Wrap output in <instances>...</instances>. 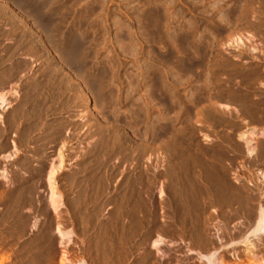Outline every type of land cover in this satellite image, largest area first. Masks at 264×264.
Instances as JSON below:
<instances>
[{
	"label": "rangeland",
	"instance_id": "374dc122",
	"mask_svg": "<svg viewBox=\"0 0 264 264\" xmlns=\"http://www.w3.org/2000/svg\"><path fill=\"white\" fill-rule=\"evenodd\" d=\"M51 1L52 2L50 4L51 5L50 8L54 12L53 21H55V23L60 27L61 29L60 32L58 33L52 32L53 34L49 33L50 34L49 35L45 32H41L38 29H34V30L32 29V31H30L31 34L28 36L30 37V39L34 38L33 40L35 42L31 41L28 37L27 40L30 41H28L27 48L30 49L31 47V51L32 52L34 51L33 53L35 56L34 55L28 56L27 51H25L27 50L25 46L24 47L25 49L19 47L20 49L19 52L21 54L23 53L22 54L23 56L20 57L22 59L25 57L26 60H28V62L30 63V68H32L30 72L31 75L40 76V73L43 70L45 71V67L47 66V63L49 61L52 62L51 67L54 66L60 67L61 69L60 70L61 72H59L60 77L63 76L62 78L64 81L66 79V82L68 84L77 87L79 86L86 87V84L84 83L86 82L85 79L80 75H78L79 72L77 68L79 66L82 69L83 73L86 72L87 73L86 76L89 77L90 75L94 74L95 72L97 73L98 71L100 73L98 76L100 77L97 79V84L102 86L99 88H103V85H105L103 92L106 93V95L109 94L110 92H114V94H117L115 96H118L119 100H121L120 102L122 104L119 102L120 104L118 107L120 108L118 109L119 112L118 110L116 111L119 113V114L117 113V116L119 117L118 119H120L122 116L120 121L122 124L118 121L115 123V121L112 119L114 118L113 116L115 115L114 113L110 112L111 111L110 109L112 107L109 106L111 104L108 102H110L111 99L109 100V97L105 98L104 104L106 106L105 105L100 106L95 103V97L97 96V94H95L94 88L86 87L84 93L88 94L90 97L84 95L80 99L81 101H79L78 105L82 104V106L76 105L73 99L74 97L73 91L69 92L70 89L67 90V93L62 97L58 96L59 97L58 98L57 96H54V100L57 97L58 99L57 98L56 99L59 101L57 100L53 102L49 101L50 104L53 103L54 105L53 107L56 108L54 109L55 112L53 110V113L47 119V122L52 124L53 126L58 125L55 127H59L58 122H62V123L64 122L63 130L60 135L58 134L57 140L54 139L55 140L54 141L51 139L50 141H47L45 144L43 142L44 139L40 137L41 134L38 133L34 136V140H35L34 142L32 141L29 144L20 145L22 147L18 146L20 151H16L15 149L14 151L15 154H14L12 152L13 150H11L14 149L13 146H11L13 144V142L11 141L18 142L20 140L18 134L13 130L11 132L9 131L8 133L4 134V137L0 136V140L2 137L3 139H5V141L8 142L9 145L6 148H2L1 146L2 141L0 142L1 144L0 155L2 157V158L0 157V188H1L0 189V198H1L0 199V218H1L0 259L6 258L4 264H67V263H61L62 262L61 258L63 257L62 255L64 251H67L68 258L73 263H77L78 261L83 259L86 262H88V264H96V262L97 264H112L113 262H114L113 264L115 263L119 264L120 262H121L120 264H123L122 263L123 261L125 264H128V262H130L129 264H131L132 262H134L133 257L137 255L136 252L137 250L139 251L140 248L141 249L143 248L142 249L143 251H151L153 253L155 252V250L151 249V247L148 246V244H150L152 239H155L157 237L158 233L155 230L158 231L161 230L160 225L161 226L166 225L167 222H169L167 223L169 225L172 224L174 221H175L174 223L177 224L176 218H178L180 215L178 213L176 214L174 210L175 208H177L179 205L182 204L180 202L181 199L180 197L182 196V199L185 198L186 200V198H188L187 196H189V192L186 191L181 196H179L180 195L179 193L175 194V188L173 183H171L167 179L169 175L167 174L168 172L166 171L167 170L166 167L169 168L170 162L169 160L167 161L168 156L166 151L163 149H165L167 145L168 136L162 134L159 140L156 141V143L154 144L156 147L155 149L156 152H155L151 149V146L154 145L150 143L151 140L149 133L150 131L148 130V126H149L148 121H144L141 122L140 124H137L139 128L136 127L134 129L135 131L133 129L131 130L130 127L128 129V127L126 126L129 124L128 121L130 120V118L128 120V117H130V115H128L129 112L128 110L130 108L134 110L139 107L144 108L148 103L147 101H149L147 96L148 91L146 90L149 89L150 86L149 84H151L149 80V73L152 70L156 68H159V70L161 69V72L164 75L166 74L167 87H169V89L170 88L173 89L174 87L173 85L175 84L174 82L177 81L176 80L177 68L175 66L176 65L175 62L173 61L177 57H179L180 54H181L180 57L184 55L182 49L177 48L176 40L178 38H183V37H184L183 39L187 38L188 42L194 45L204 44L205 46H209V45L212 46L213 44V47L209 49H211L212 51V49L214 48L212 51V55H213V59L215 60L214 61L212 59L213 62L212 72H214L211 83L212 85H210L212 91L211 90L207 91L208 88L203 85L205 87V89L203 87L204 93L205 91H207V94L212 92L211 93L213 96L212 99L209 98L208 100L205 98L202 100V102H200L201 104L200 103L197 104L198 106L196 105L194 106L192 105V103L189 102L187 103L189 104L188 107L189 106H190L189 108L192 107L191 109L193 111L197 112L200 110V108H204L205 110L204 112H211L213 113L212 114L213 116L210 119H207L205 116L200 115L201 113L199 114L197 113L193 116V118L190 121L191 125H193L192 128L194 129L193 137L192 135H189L186 131L178 130L180 132L177 133L178 134L177 137L178 139H180L179 145L181 149H186L187 151L188 147H190V144H193V147H195L198 150L211 149L210 153L211 155H213L212 157L213 160L211 158L210 159L211 161H209L210 163H206L207 166L205 165L208 168L209 176L211 177L213 175L212 177L214 178V180L218 183L221 182V184L223 185H225V183L227 182L225 185L227 186L226 191L229 192L227 193L225 191L227 194L235 195L237 192L241 193L242 191V193L250 194L252 196L251 197L248 195L253 200V203L257 204L258 202H261V204L264 205V184L260 177L261 172L264 171V158L261 157L262 156L261 150L264 149L263 148L264 134L263 136L260 137L257 135L260 134L261 132L264 133V124L257 120H252L250 117H246L244 115H243L244 117L241 116V118L240 117L236 118L240 106L234 101H228L222 95L224 91H226L225 88H227V90L229 91L233 89V86L241 87V89L243 88L242 91H245L244 87L247 86L246 84L250 82L252 83V81L254 80L255 82L257 81L256 83L253 82V84L255 83L254 86L256 87V90H258L257 94L264 93V31H263L264 21L263 20H261V22L259 23V21H257L258 19L255 18L256 20L255 21L254 18L253 19L251 18L252 19L251 20L248 17V19L243 20V23L239 21V22H234L233 25L227 24V22L224 21V19L221 17V10L222 9L224 10L227 7H229L227 9L235 8L237 6L236 5L237 2L238 1L241 2V0H156V1L155 0H51ZM242 1L246 2L247 0H242ZM259 1L260 4H262L261 2H264V0L263 1L258 0V2ZM249 2L252 3V1L251 0L247 1L246 4L248 6L250 4ZM33 4L34 2L31 3L32 6L23 7L22 8L23 13L25 14L26 12H29L27 14L33 15L34 12L31 11V9L35 8L36 6V4H34L35 6ZM252 4L253 5L255 4V7L257 6V8L262 6L259 3H257V1L256 3L253 2ZM36 8H38V6H36ZM156 11L160 12L161 15H163L164 13L163 16L164 25L161 24L159 25V27L155 26V23L151 15L153 12ZM248 20H251L250 23H248L249 22ZM154 29L158 30V32ZM215 29H217V31ZM19 32L21 33L22 31ZM19 32H18L19 36L22 37L19 38L18 34L16 33L15 38L17 40L18 38L20 40L26 37V35H24L23 32L22 35H20ZM159 32L161 33L159 35L161 38L159 39H162L161 40L162 42L157 38ZM72 36H76L82 42V47L74 55L73 57L74 60L72 59L73 63L69 61V59L66 57V54L65 56H63L64 52L61 53V50L58 49L59 46L57 45L58 43L63 42V47L60 48L62 50L65 49L64 43L67 40H69ZM237 37L239 39L241 38L240 39L241 42L238 41L237 44L238 47L235 42ZM8 40L10 39L3 40L5 46L8 43L7 47L11 46L10 44L11 41ZM33 42L35 44H33ZM210 42L211 44H209ZM242 42L244 43L242 44ZM31 44L33 45V47ZM15 45L17 44L15 43ZM243 48L247 50H244ZM34 49L36 50V52H38L37 54L35 53ZM179 52H182L183 54ZM188 54L191 55L189 52ZM194 55L192 54L191 56L193 57L198 56L197 53H194ZM156 56L157 58L160 59L159 62L157 58L155 59ZM162 60L164 61L167 60V62H164L167 64L163 63V65L165 66L161 65L159 67L158 65L162 63ZM168 60L170 61L169 63ZM154 65H156V67ZM24 74L25 73L23 72L19 75L22 76L20 82H18L17 79L16 84H12V85L9 84L8 86L5 87L6 89L5 88L3 89V92L5 91L8 93V97L14 93L12 98L9 97V100L11 102H14V104L16 103L19 104L21 102V98H22L21 95L24 92L22 85L25 82L24 79H26V76ZM258 75H260L262 78L258 77ZM214 79L216 80L214 81ZM246 79L248 80V82ZM68 81H71L72 83ZM197 85H199V83H195V82L192 83L191 81H187V83H184L182 86H180V92L182 94V97L188 98L190 94L189 91L194 90L193 88H196ZM105 90H107V92H105ZM59 91L62 90L60 89ZM56 92L58 91L56 90ZM160 94H161L160 95L161 98L168 97V94L166 92L165 93L160 92ZM254 97L255 98L253 99L257 100L259 96L258 97L254 96ZM61 99H62V103L65 102L64 105L66 106V108L64 109V111H61L62 113L59 114L56 112H60L61 110L59 104L61 103L60 102ZM55 102L57 105L55 104ZM226 105L228 107H226ZM151 106L152 109L154 108L153 111L155 115L153 116L155 117L157 115L158 117L159 114V117L161 118L162 116L163 118V115L161 114L162 105L158 103L157 104L151 103ZM14 107L16 108V106ZM102 107L105 108L103 109ZM11 112H12V108H9L4 112L3 109H0V114L2 115V113H5L4 116L10 115ZM106 113H109L112 116L111 117L109 115V117H111L109 122L107 121L105 122L104 120V116L108 115ZM222 114L223 116H221ZM173 116L174 113H171L168 120L161 118L160 121V118L156 119L160 121L157 122L158 126L169 125L171 127L177 126L176 128L179 127L178 129H182L181 126L186 124V122L184 124H182V122H180L179 120L173 122ZM123 118L124 119L127 118L126 119L127 121L126 120L124 121ZM243 118L245 119L243 120ZM213 119L215 121H212ZM122 120L125 123L122 122ZM207 121H209V123ZM228 121L230 122L231 125L229 124ZM236 121L238 124L239 123L240 124L238 125ZM100 124H108V125L112 124L113 127L110 126L112 127L111 130L114 131L118 130L121 133V135L124 137V140L126 141V145H128L127 147L126 145L122 144L123 149L120 148L119 146L122 152L116 154L115 156L118 155L117 157L114 156L113 158L112 156L111 159H109L111 161L109 163L111 165V166L109 165L111 169L99 167L96 162L97 160L96 146L98 145L100 139V137L97 134V131L99 129ZM0 128H1V123H0ZM196 129L198 130L196 131ZM250 132L256 133L257 135L256 137H254L256 138L255 140L257 143L255 144L256 149L254 152L255 154L253 155H248L247 150L244 147L245 145L241 140V138L239 137V135L242 133L249 134ZM2 133L3 130L0 129V135H2ZM188 138H191L194 141L190 139L191 140L190 142ZM226 138L227 141L229 142V146L224 145L225 147L224 146L222 147L220 144L221 142L220 139L222 140ZM36 140H41V144L37 145ZM187 142H189L190 144L189 143L187 144ZM181 143L184 146L187 145L186 146L187 148L182 146ZM160 146L162 147L161 149ZM127 148L128 151L126 150L125 152L124 149ZM228 150L230 151L228 152ZM10 152L14 154L13 157L15 158L12 161L5 160L3 155L8 154L7 157L5 158L9 159L10 156L13 155ZM123 152L125 154H128L129 157L128 155H125ZM181 153H183V151H181ZM123 155H125V157L127 156L128 158L127 157L126 158L128 160L127 159L125 160ZM59 156L62 157L61 159H63V166H64L63 171L58 176L59 177L58 189L62 194L63 206L57 213L49 207L48 198H47L48 194H46L48 192L46 171L50 164L51 165L57 164L59 162L60 160ZM25 157L26 159L30 158L29 166L32 172V177L30 181L32 182L29 183L30 185L32 183L33 186L32 185H31L32 187L30 186V189L32 190L30 191L31 197H29L30 200L28 202L29 205L28 206L25 205L26 208L24 206L21 209L19 205L14 204V199H15L14 197H16L15 193L17 191L15 189V186L12 187L13 183L9 181L10 184L12 183L10 186V184L3 179L1 175V171L4 170V166L6 165L5 170L12 172L11 173L12 178L11 177L10 178L13 181L17 182L16 180L17 174L20 172L18 168L22 166V163L25 161ZM184 157L181 158V160L183 159L182 161L180 160L181 162L179 161L181 163L178 166L179 168L182 167L185 168V165H187L186 163H188L187 162L188 158L186 157V155ZM93 160H95V162ZM185 161L186 163H184ZM3 164L5 165L2 166ZM206 167H204V170ZM100 168H102L103 171L100 170ZM17 169L18 171H16ZM14 170L17 172V174ZM213 170L217 171L216 173L218 174L216 175L215 171ZM218 171L221 172V175L219 174ZM110 172L111 173L113 172L112 175L114 177L110 175ZM211 172H214L215 174ZM221 176L224 179H221ZM215 177L217 178V180L215 179ZM36 180L37 182H35ZM221 180H223V183ZM3 183L6 185L5 186L6 188L4 187ZM10 187L13 189H11ZM34 188H35V192H38L37 194L34 193ZM7 189H10V192H8L9 190ZM161 189L164 190L163 194H161L160 192ZM33 193L38 197L34 196ZM6 194L7 196H5ZM217 194L218 193L210 194L211 198L210 197L208 198V201H210V205L208 207V213H211L213 216H215V220L212 223L213 226L211 225V231L213 233H216V226L219 224V222L216 221L217 220L216 216L218 213L216 212L218 211L216 209L227 210L231 208V206H228V203H225V201H224L225 206L221 208L220 206L221 203L217 201L218 199L216 200V196L217 198L219 197V194L218 195ZM32 195L35 198H33ZM5 197H7L8 199H6ZM212 197H215L213 198L214 200L212 199ZM30 198H33V200ZM31 201L34 202L32 203ZM30 202L32 203V205H34L33 209L35 210L32 209L33 212L31 210V212L28 211L29 212L28 213L27 210L31 209L28 207L32 206ZM38 202L41 204H38ZM226 202L231 203L232 201L226 200ZM9 203L12 205H10ZM47 204L49 209H46ZM8 206L10 207L12 206V208L13 209L15 208L14 210L16 211H14L12 208L10 209V207ZM15 206H19V207H15ZM255 206L257 207V205ZM256 207H254V209ZM233 208L234 206H232V209ZM36 209H38L37 210L38 212L36 211ZM19 210H22V212L21 211L19 212ZM39 211L41 213H39ZM35 212L37 213V216L40 218L38 219V227L35 230H33L31 228L33 224L32 222L38 218ZM10 213L11 216L9 215ZM2 214H4V216L8 214V218H6L7 216L4 217ZM25 216L26 217L29 216V219L28 217L26 218ZM172 217L176 220L173 221V219H171ZM18 219H21L22 220L21 222L24 224L20 223V220L18 221ZM239 220L240 218H237L234 221H231L230 224L236 225L239 222ZM3 221L6 222L4 223ZM11 221L12 222L14 221L15 223H12ZM27 221L29 222V224ZM214 223L215 224L218 223V224L215 225ZM21 224L23 226H21ZM58 224H61L63 230L72 232L71 242H67V243L61 242V240L59 239L60 237L58 236L57 233H55ZM17 229L22 230V233L21 232L18 233ZM169 229L171 228H168V230ZM166 233H167V229H166ZM166 233L165 232L164 234L161 233V235L163 234L165 237L167 235ZM25 234L27 236L26 239H25ZM141 234L143 235L141 236ZM170 234L172 235V233ZM35 235H37V237ZM146 235L148 236L147 238L150 240V241L148 240L149 242L148 244L146 243L147 242ZM168 235L166 237L167 239L165 238L166 244L167 242L168 243L170 242L167 241L168 238L172 237ZM139 236H141V238ZM28 238L30 240H27ZM136 240L138 242L143 241L145 243L142 245L141 244L136 245L135 244V242H137ZM142 246L144 247L146 246V247L144 248ZM135 247H137V249ZM131 248L132 251L130 252L129 250H131ZM239 248L243 249L244 247L239 246ZM126 251H128L127 252L128 255ZM127 257L129 258V261L126 260L128 259ZM231 264H234L233 261H231ZM243 264H255V262L249 259H245Z\"/></svg>",
	"mask_w": 264,
	"mask_h": 264
},
{
	"label": "bare ground",
	"instance_id": "6f19581e",
	"mask_svg": "<svg viewBox=\"0 0 264 264\" xmlns=\"http://www.w3.org/2000/svg\"><path fill=\"white\" fill-rule=\"evenodd\" d=\"M156 1V0H155ZM248 1V0H247ZM247 1H238L237 2V6L235 8H230L227 9L229 7H225L226 9H222L221 7V17L224 19V21L227 22V24H234V22H239L241 21V23H243V20L248 19H253L255 20L258 19L257 21H259V23L261 22V20L264 21V2H261L262 4H260V1L258 2V0H251L252 3H259L260 5H262L261 7L257 6L255 7V4L253 5L251 2H249V6L246 4ZM263 1V0H261ZM34 2V4H36V6H38V8H32L31 11L34 12V14H27L29 12H26L25 14L22 11L23 7H27V6H32L31 3ZM51 0H0V109H3V112L9 108H12V112L10 113V115L8 116H4L5 113H2V115L0 114V123H1V130H3L2 135L4 137V134L8 133L9 131H15L18 136L20 137V140L18 142H13V144L11 146H13L14 149L12 152L15 154V149L16 151H20L19 147L22 144H29L32 141L34 142V136L36 134H41L40 137L43 138V142L46 144L47 141L52 140H57L58 134L60 135L62 130H63V123L62 122H58L59 123V127H55L58 125H52L50 123L47 122V119L50 117V115L53 113V110L56 108H54L53 103L50 104L49 101L53 102L56 101L59 97L58 96H63L67 93V90L73 91L74 94V102L76 103V105H78L79 101H81L80 99L85 95L89 96L88 94L84 93L86 87L88 88H94V92L95 94H97V96L95 97V103L100 105V106H104L105 104V98L109 97V100L111 99L110 103L112 108L110 109L112 113H114L115 116H113L114 118H112L115 123L118 121H121V118L118 119L119 117L117 116V113L119 112L118 108L119 104L121 103L118 98V96H115L117 94H114V92H108L109 94L106 95V93H104V88L105 85H103V88H99L102 87L101 85L97 84V79L100 77L98 76L100 73L97 71V73L92 74L89 76H86V72L83 73L82 69L79 66L77 68L79 74L81 77H83L85 79L86 82H84L86 84L85 86H74L71 84H68L63 80V76L60 77V67H51L52 62L47 63V66L45 67V71L43 70L40 73V76H33L30 74L31 69L30 68V63L28 62V60H26V58L24 57L23 59L21 58L23 55V53L21 54L19 51V47L22 49L25 47L27 48L28 45V41H34V38H31L28 36L30 35V31H32V29H38L41 32H45L47 34H53L54 32H60V27L55 23V21H53V15L54 12L53 10H51ZM245 2V4H244ZM62 5V4H61ZM259 6V5H258ZM234 7V6H233ZM29 8V7H28ZM219 8V7H218ZM224 8V7H223ZM49 9V10H48ZM162 10V9H161ZM160 10V11H161ZM26 11V10H25ZM220 11V10H219ZM179 14V13H178ZM220 14V13H219ZM140 15V14H139ZM152 19L155 23L156 27H159V25L163 24L164 21V13L163 15L160 14V12H153L152 14ZM83 16V15H82ZM82 18V17H81ZM167 18V17H166ZM169 18V17H168ZM251 19V20H252ZM251 20H248L250 23ZM149 21V20H148ZM152 21V20H151ZM256 21V20H255ZM145 22V21H144ZM246 22V21H245ZM253 22V21H252ZM251 22V23H252ZM169 23V22H168ZM240 23V24H241ZM170 24V23H169ZM246 24V23H245ZM255 24V23H254ZM258 24V22H257ZM164 25V24H163ZM250 25V24H249ZM252 25V24H251ZM237 26V25H236ZM262 26V25H260ZM6 27V28H5ZM163 27V26H162ZM211 27V26H210ZM253 27V26H252ZM259 27V26H257ZM249 28V27H248ZM263 28V27H262ZM85 29V28H84ZM160 29V28H159ZM212 29V28H211ZM218 29V28H217ZM217 29H215L217 31ZM261 29V28H260ZM37 30V31H38ZM156 30V29H154ZM259 30V29H258ZM22 31L24 35H26L25 38H22L19 40L20 37L18 32ZM158 32V30H156ZM264 31V30H263ZM22 32L20 33V35H22ZM53 32V33H52ZM196 32V31H195ZM16 33L18 34L19 38L18 40L15 38ZM40 33V32H39ZM44 33V34H45ZM187 33V32H186ZM49 34V35H50ZM76 34V33H74ZM157 34V33H156ZM161 33L159 32V34L157 35L158 40H162L159 39L161 38L159 35ZM23 35V36H24ZM73 35V34H72ZM144 35V34H143ZM170 35V34H169ZM263 35V34H262ZM162 36V35H161ZM29 37L30 40H27ZM33 37V36H31ZM166 37V36H165ZM206 37V36H205ZM69 38V37H68ZM82 38V37H81ZM184 38V37H183ZM183 38H178L176 40L177 43V48L182 49V52H184V55L182 57L181 54L179 57H177L173 62H175V66L177 68V78H176V82H174L173 84V89H169V87H167L166 84V74L164 75L161 72V69L159 70V68L153 69L154 70H150L151 72L149 73V80L151 82V84H149V89L146 90L148 91V103L146 104V106L144 108L139 107L137 109H129L128 115H130V117H128V120L130 118V120L128 121V125L126 127L131 128V130L135 129L136 127L139 128V126H137V124H140L141 122L144 121H148L149 122V126H148V130L150 131V140L153 145L156 143L157 140H159V138L161 137L162 134L168 136V140H167V145L165 147L168 159L170 162L169 168L166 167V171L168 172L167 174L169 175V177L167 178L168 181H170L171 183H173L174 188H175V194L179 193L177 195L181 196L183 193H185L186 191L189 192V196H187L188 198H183L182 196L180 197V202L182 203L181 205H179L177 208H175V213L179 214L180 216L177 219L175 224L173 217L171 219H173V223L172 224H167L169 222L166 223V225L161 226L160 225V229L161 230H155L157 233V237L155 239H152V241L150 242V244H148V236L146 235L147 238V244L148 246L151 247V249H154L155 252H151V251H143L141 248L140 250L142 251H138L136 252L137 255H135L134 258V262H132L131 264H187L188 261H190V259L192 258V254H196V258L198 260H200L202 263L205 262V264H223V261L225 260V257L222 259L223 261H219V258L221 256L218 257V252L219 250L222 249V247L220 246H224L222 245H218L217 242L213 239L214 236H212L211 234V225L213 226V221L215 220V216H213L211 213H208V207L210 205V201H208V198L210 197V194H214V193H218L219 197L217 198L216 196V200L219 201L221 204V208L225 206V203H228V206H231V208L227 209V210H222V209H216L218 211L217 216H216V221L219 222V224H215L217 226H221L223 229L221 230L222 232L226 233L227 235H230L229 238L232 239L233 237H235L238 234H241L242 236L240 237V239H242L240 241V243H242L243 245H245L248 249V253L251 254V252L253 253V250L255 248L258 247V245L260 244V246L264 245V205L261 204V202H258L257 204L253 203V200L249 197L251 196L250 194H246V193H241L237 192L235 195H229L227 193L226 190V183L225 185L218 183L214 180V178L211 176H209V171L208 168L206 167L207 164L206 163H210L209 161H211L210 159L213 157V155H211L210 150H198L195 147H193V144H190L189 142H187V144H190V147H188L187 151L186 149H181L180 145H179V140L178 139V132L182 131H186L189 135H192L193 137V128L191 125V119L193 118V116L195 114H199L205 116L207 119L212 118V114L211 112H204V108H200L199 111H193L191 108L188 107L189 103H192V105H196L199 104L200 102H202L203 99H208L211 98L212 99V92L207 94V91H212L210 85H212V77H213V73L212 72V59H213V55H212V51L211 47L209 44H211V42L208 44L209 46H205L204 44H200V45H194L191 44L190 42H188V39H183ZM195 38V37H194ZM233 38V37H232ZM4 39H10L8 41H11L10 44L11 46L7 45L5 46V43H3ZM62 39V38H61ZM153 39V38H152ZM206 39V38H205ZM241 39V38H240ZM240 39L237 37L236 39V45L238 44V41H240ZM235 40V39H234ZM250 40V39H249ZM16 41V42H15ZM243 41V40H242ZM248 41V40H247ZM35 42V41H34ZM33 42V44H35ZM46 42V41H45ZM162 42V41H161ZM174 42V41H173ZM208 42V41H207ZM241 42V41H240ZM15 43L17 45H15ZM31 43V42H30ZM37 43V42H36ZM194 43V42H192ZM244 42H242L243 44ZM65 49H61L63 47V42L58 43L57 45L59 46V50H61V53L64 52V55L66 54V57L69 59L70 62L73 63V57L74 55L80 50V48L82 47V42L80 39H78L76 36H72L69 40H67L65 43ZM240 44V45H242ZM250 44V43H249ZM32 45V44H31ZM45 45V44H44ZM175 45V44H174ZM216 45V44H215ZM257 45V44H256ZM244 46V45H243ZM242 46V47H243ZM246 46V44H245ZM244 46V47H245ZM29 47V46H28ZM33 47V45H32ZM61 47V48H60ZM174 47V46H173ZM238 47V45H237ZM24 48V49H25ZM51 48V47H50ZM246 48V47H245ZM21 49V50H22ZM244 49V48H243ZM251 49V48H249ZM248 49V51H249ZM35 50V49H34ZM57 50V51H59ZM178 50V49H177ZM247 50V49H244ZM253 50V49H252ZM251 50V51H252ZM23 51V50H22ZM27 54L28 56H33L34 55V51H31V47L30 49L27 48ZM24 51V52H25ZM242 51V50H241ZM178 52V51H177ZM179 52V53H182ZM188 52L192 55H194V53H197L198 56L197 57H193L191 55L188 54ZM246 52V51H244ZM35 53L37 54L38 52ZM45 53V52H43ZM249 53V52H248ZM183 54V53H182ZM219 54V53H218ZM43 55V54H41ZM21 56V57H20ZM35 56V55H34ZM172 56V55H171ZM190 56V57H189ZM195 56V55H194ZM219 56V55H218ZM238 56V55H237ZM193 57V58H192ZM61 58V57H60ZM66 58V59H67ZM157 58V56L155 57V59ZM220 58V57H219ZM73 59V60H72ZM154 59V60H155ZM158 62H159V58ZM223 59V58H222ZM214 60V59H213ZM219 60V59H217ZM228 60V59H227ZM153 61V60H152ZM151 61V62H152ZM215 61V60H214ZM222 61V60H221ZM231 61V60H230ZM157 62V61H156ZM157 62V63H158ZM164 62H167V60H162L161 64H157L159 67L161 65H163ZM170 61L168 60V63ZM217 62V61H216ZM225 62V61H224ZM154 64V63H153ZM167 64V63H164ZM174 64V63H173ZM76 65V64H75ZM171 65V64H170ZM241 65V64H240ZM153 66V65H152ZM156 67V65H154ZM157 66V67H158ZM165 66V65H163ZM241 67V66H240ZM150 68V67H149ZM170 68V67H169ZM216 68V67H215ZM48 69V70H46ZM167 69V68H166ZM241 69V68H239ZM253 69V68H252ZM232 70V69H231ZM234 70V69H233ZM240 71V70H239ZM238 71V72H239ZM25 73L24 75L26 76L25 82L23 83V93H22V98H21V102L19 104H14V102H11L9 100V97H13V94L10 95L8 97V93L7 92H3V89L8 86L9 84H16L17 79L18 82L21 81L22 76H19L21 73ZM216 74V73H215ZM23 75V74H22ZM115 76V75H114ZM263 76V75H262ZM89 77V78H87ZM172 77V76H171ZM255 77V76H254ZM258 77L262 78L260 75H258ZM257 77V78H258ZM25 78V77H24ZM217 78V77H216ZM250 78V77H248ZM102 79V78H101ZM148 79V78H146ZM253 79V78H252ZM216 79H214L215 81ZM247 80V79H246ZM261 80V79H259ZM258 80V81H259ZM186 81V82H185ZM187 81H191L192 83H199V85L196 86V88H193L194 90L189 91V97H182V94L180 92V86H182L184 83H187ZM240 81V80H239ZM263 81V80H262ZM71 82V81H68ZM244 82V81H243ZM248 82V80H247ZM245 82V83H247ZM254 81H252V83H247L244 87L245 91H242L241 87H235L233 86L232 90H227L224 91V93H220L223 95L224 98H226L228 101H234L236 102L240 108L238 109V113H237V117L236 118H241L246 116V117H250L252 120H257L261 123L264 124V93L261 94H257L256 87L254 86V84L257 82H255L253 84ZM72 83V82H71ZM99 83V82H98ZM102 83V82H101ZM218 83V81H217ZM235 83V82H234ZM166 84V85H165ZM239 84V83H238ZM237 84V85H238ZM241 84V83H240ZM244 84V83H243ZM133 85V84H132ZM208 88L207 91H205L204 93V89L205 87ZM137 86V85H136ZM189 86V85H188ZM217 86V85H216ZM232 86V85H231ZM242 86V85H241ZM12 87V86H11ZM52 87V89H51ZM204 87V89H203ZM215 87V86H214ZM226 87V86H225ZM229 87V86H228ZM232 88V87H231ZM6 89V88H5ZM62 91H59V90ZM137 89V88H136ZM203 89V90H202ZM224 89V88H223ZM224 89V90H225ZM56 90L58 92H56ZM92 90V89H91ZM110 90V89H109ZM138 90V89H137ZM129 91V90H128ZM222 91V90H221ZM260 91V90H259ZM105 92H107V90H105ZM121 92V91H120ZM160 92H166L168 94V97H164L161 98L160 97ZM187 92V91H186ZM262 92V91H261ZM128 93V92H127ZM72 94V95H73ZM185 94V92H184ZM16 95V94H15ZM120 95V94H118ZM131 95V94H130ZM204 95V98H203ZM54 96H57L54 100ZM67 96V95H66ZM71 96V95H70ZM68 96V97H70ZM107 96V97H104ZM185 96V95H184ZM254 96H259L257 100H254L253 98H255ZM65 97V96H64ZM90 97V96H89ZM88 97V98H89ZM256 97V98H257ZM187 98V99H186ZM216 98V97H215ZM141 99V98H140ZM143 99V98H142ZM66 100V99H65ZM64 100V101H65ZM71 100V99H70ZM217 100V99H216ZM221 100V99H220ZM17 101V100H16ZM59 101V100H57ZM63 101V102H64ZM69 101V99H68ZM49 102V103H48ZM60 112H56V113H62L61 111H64V109L66 108V106L64 105V103H62V99L60 101ZM85 102V101H84ZM120 102V103H119ZM209 102V101H208ZM72 103V102H71ZM151 103H158L162 105V115L163 118L161 116L162 119L168 120L169 116L171 113H174L173 116V122H176L177 120H179L180 122H182V124H184L186 122V124L182 125L181 128L182 129H178L176 128L177 126L171 127L169 125H164V126H158V121L156 120L159 117L157 115L154 117L153 115H155ZM50 104V105H49ZM56 104V102H55ZM122 104V103H121ZM125 104V103H124ZM201 104V103H200ZM234 104V103H233ZM57 105V104H56ZM16 106V108L14 107ZM70 106V105H69ZM78 106H82L78 105ZM106 106V105H105ZM121 106V105H120ZM132 106V105H130ZM209 106V105H208ZM226 107H228L226 105ZM70 108V107H69ZM103 109L105 107H102ZM107 108V107H106ZM158 108V107H157ZM196 108V107H195ZM57 109V110H58ZM102 109V110H103ZM113 109V110H112ZM11 110V109H10ZM56 110V111H57ZM58 110V111H59ZM118 110V112L116 111ZM55 112V110H54ZM102 112V111H101ZM109 112V113H110ZM109 113H106L108 115L104 116V120L105 122H109V120L111 119V115ZM111 113V114H112ZM9 114V113H8ZM119 114V113H118ZM219 114V113H218ZM109 115L111 117H109ZM231 115V114H230ZM244 115V116H243ZM219 116V115H217ZM223 116V114L221 115ZM220 116V117H221ZM225 116V115H224ZM125 117V116H124ZM215 117V115H214ZM160 118V121H161ZM226 118V117H225ZM230 118V117H229ZM127 119V118H126ZM126 119L123 118V120L125 121ZM224 119V118H222ZM221 119V120H222ZM228 119V118H227ZM231 119V118H230ZM233 119V118H232ZM245 118H243L244 120ZM60 120V119H59ZM122 120V122H124ZM226 120V119H225ZM224 120V121H225ZM235 120V119H234ZM127 121V120H126ZM159 121V122H160ZM212 121H215L214 119ZM223 121V120H222ZM227 121V120H226ZM209 123V121H207ZM229 122V121H228ZM235 122V121H234ZM121 123V122H120ZM125 123V122H124ZM227 123V122H226ZM237 123V121H236ZM257 123V122H256ZM122 124V123H121ZM136 124V125H135ZM145 124V123H144ZM220 124V123H219ZM225 124V123H224ZM230 124V122H229ZM233 124V123H232ZM238 124V123H237ZM235 124V125H237ZM240 124V123H239ZM238 124V125H239ZM258 124V123H257ZM260 124V123H259ZM205 125V124H204ZM227 125V124H226ZM231 125V124H230ZM234 125V124H233ZM53 126V127H52ZM91 126V125H90ZM112 124L108 125V124H100L99 125V129L97 131L98 136L100 137L99 139V143L96 146V162L97 165L99 167H103V168H110L111 169V165L109 164L111 161L109 159H111V157L119 154L120 152H122L120 150V148H122L123 145H126V141L124 140V137L121 135V133L116 130H111ZM115 126V125H114ZM120 126V125H119ZM215 126V125H214ZM77 127V126H76ZM122 127V126H121ZM234 127V126H233ZM126 130V128H125ZM180 130V131H178ZM198 129H196L197 131ZM135 131V130H134ZM147 131V130H146ZM143 132V131H142ZM216 132V131H215ZM140 133V132H139ZM260 133V132H259ZM186 134V135H188ZM264 133H260L257 134L259 137L263 136ZM136 135V134H134ZM225 135V134H224ZM230 135V134H229ZM228 135V136H229ZM256 133L250 132L249 134H240L239 137L241 138V140L244 143V147L247 150L248 155H253L255 154V144L256 142V137L257 136ZM226 136V135H225ZM227 136V138H228ZM39 137V138H40ZM126 138V136H125ZM183 138V137H181ZM195 138V137H194ZM226 139H220V144L223 147L225 146H229V142ZM185 139V138H184ZM191 138H188V140L191 142ZM54 140V141H55ZM164 140V139H163ZM186 140V139H185ZM2 141V148H6L8 147V142L5 141V139H3L1 137L0 142ZM182 141V140H181ZM187 141V140H186ZM194 141V140H193ZM42 142V144H43ZM37 145L41 144V140H36ZM186 143V142H185ZM184 143V144H185ZM123 144V145H122ZM162 145V144H161ZM164 145V143H163ZM162 145V146H163ZM169 145V146H168ZM182 145V143H181ZM199 145V144H198ZM0 146V147H1ZM120 146V148H119ZM128 147V145H126ZM184 146V145H182ZM187 146V145H186ZM184 146V147H186ZM189 146V145H188ZM224 146V147H225ZM22 147V146H20ZM26 147V146H25ZM36 147V146H35ZM38 147V146H37ZM146 147V146H145ZM209 147V146H208ZM43 148V147H42ZM126 148V147H124ZM130 148V147H129ZM149 148V146H148ZM158 148V147H157ZM162 147L160 146V149ZM168 148V149H167ZM187 148V147H186ZM264 148V146H263ZM41 149V148H40ZM123 149V148H122ZM146 149V148H145ZM151 149L153 151H155L156 147L151 146ZM159 149V148H158ZM200 149V148H199ZM127 149H124V151L126 152ZM130 150V149H129ZM162 150V151H163ZM183 151V153H181V151ZM35 151V150H34ZM143 151V150H142ZM185 151V152H184ZM230 150H228L229 152ZM262 151V156L264 158V149L261 150ZM10 152V153H12ZM95 152V150H94ZM156 152V151H155ZM159 152V151H158ZM157 152V153H158ZM12 153V154H13ZM17 153V152H16ZM36 153V152H35ZM39 153V151H38ZM86 153V152H85ZM124 153V152H123ZM139 153V152H138ZM11 155L9 159H6L5 157H7L8 154L3 155L5 160H9L12 161L15 157ZM125 154V153H124ZM144 154V153H143ZM128 155V154H125ZM125 155H123L124 159L126 160L128 157L126 158ZM131 155V154H130ZM141 155V154H140ZM186 155L187 162L186 161L184 163H186L187 165H185V168H179V164H181L180 162L183 160H181V158H183ZM31 156V155H30ZM118 156V155H117ZM115 156V157H117ZM132 156V155H131ZM143 156V155H142ZM166 156V155H165ZM215 156V155H214ZM219 156V155H218ZM222 156V155H221ZM1 157V155H0ZM29 157V156H28ZM33 157V156H32ZM85 157V156H84ZM83 157V158H84ZM216 157V156H215ZM2 158V157H1ZM18 158V157H17ZM35 158V157H34ZM60 160L57 164H50L47 171H46V181L48 184V192L46 194H48L47 198H48V203H49V207L51 209H53L55 212H59V210L61 209V207L63 206V202H62V194L58 189V176L59 174L63 171L64 166H63V159H61L62 157L59 156ZM112 158V159H113ZM120 158V157H119ZM122 158V157H121ZM185 158V157H184ZM226 158V157H225ZM19 159V158H18ZM30 158L26 159L25 157V161L22 163L21 167H17L20 172L17 174L16 171H18V169L15 171L17 174V182L13 181L11 178V173L8 170H5V164H3L2 166H4V170L1 171V175L3 177V179L9 183L12 182V187L15 186V190L16 193V197H14V204L19 205L20 208L22 209L25 205H29V197H31V193L30 191L32 189H30V183L32 182L30 181L31 177H32V172L29 166V160ZM95 159V156H94ZM221 159V158H220ZM32 160V159H31ZM54 160V159H53ZM128 160V159H127ZM181 160V161H180ZM213 160V158H212ZM261 160V159H260ZM23 161V160H22ZM95 162V160H93ZM92 161V162H93ZM180 161V162H179ZM122 162V161H121ZM124 163V162H123ZM183 163V162H182ZM213 163V162H212ZM246 163V162H245ZM7 164V163H6ZM258 164V163H257ZM32 165V164H31ZM35 165V164H34ZM88 165V164H87ZM95 165V164H94ZM93 165V166H94ZM110 165V166H109ZM206 165V166H205ZM212 165V164H211ZM210 165V166H211ZM46 166V165H45ZM92 166V167H93ZM182 166V165H181ZM205 170H204V167ZM209 166V165H208ZM234 166V165H233ZM95 167V166H94ZM97 167V168H99ZM89 168V167H88ZM96 168V169H97ZM124 168V167H123ZM150 168V167H149ZM212 168V167H211ZM9 169V168H8ZM40 169V168H39ZM99 170V169H98ZM100 170H102V168H100ZM216 170V168H215ZM213 170V171H215ZM218 170V169H217ZM85 171V170H84ZM103 171V170H102ZM113 171V169H112ZM212 171V170H211ZM221 171V170H220ZM261 171V170H260ZM80 172V171H79ZM217 171H215L216 173ZM219 172V171H218ZM222 172V171H221ZM221 172H219V174L221 175ZM83 173V172H82ZM95 173V172H94ZM104 173V172H103ZM115 173V172H114ZM122 173V172H121ZM214 173V172H211ZM214 173V174H215ZM15 174V173H14ZM13 174V175H14ZM113 172H110V175H112ZM165 174V175H167ZM208 174V175H207ZM218 173H216L217 175ZM224 174V173H223ZM222 174V175H223ZM149 175V173H148ZM207 175V177H206ZM215 175V176H216ZM261 176V180L264 184V171L261 172L260 174ZM102 176V175H101ZM109 176V175H108ZM113 176V175H112ZM11 177V178H10ZM104 177V176H103ZM114 177V176H113ZM210 177V178H209ZM217 177V176H216ZM215 177V179L217 180V178ZM239 177V176H238ZM14 178V177H13ZM35 178V177H34ZM110 178V177H109ZM220 178V177H218ZM92 179V178H91ZM107 179V178H106ZM112 179V178H111ZM110 179V180H111ZM135 179V178H134ZM140 179V178H139ZM221 179H224L221 176ZM4 181V182H5ZM39 181V180H38ZM71 181V180H70ZM83 181V180H82ZM147 181V180H146ZM219 181V179H218ZM223 183V180H221ZM5 182V183H6ZM37 182V180L35 181ZM99 182V180H98ZM102 182V181H101ZM138 182V181H137ZM140 182V181H139ZM6 183V184H7ZM42 183V182H41ZM4 184V183H3ZM10 184V183H9ZM10 184V186H11ZM34 184V183H33ZM38 184V183H35ZM152 184V183H151ZM169 184V183H168ZM183 184V185H182ZM185 184V185H184ZM235 185V184H234ZM6 185L4 184V187ZM9 186V185H8ZM33 186V185H32ZM31 186V187H32ZM99 186V185H98ZM2 187V186H1ZM3 187V188H4ZM35 187V186H34ZM38 187V186H36ZM170 187V186H169ZM6 188V187H5ZM9 188V187H8ZM11 188V187H10ZM105 188V187H104ZM111 188V187H110ZM162 188V187H161ZM260 188V187H259ZM1 189V188H0ZM13 189V188H11ZM68 189V188H67ZM129 189V188H128ZM229 189V186H228ZM231 189V188H230ZM6 190V189H4ZM8 192H10V189ZM173 190V189H172ZM238 190V189H237ZM235 190V191H237ZM263 190V189H262ZM168 191V190H167ZM177 191V192H176ZM227 193H226V192ZM246 191V190H245ZM6 192V191H5ZM4 192V193H5ZM13 192V191H12ZM26 192V193H25ZM87 192V191H86ZM95 192V191H94ZM161 194L164 193V190L161 189L160 190ZM232 192V191H231ZM34 193L37 194L38 192H35V188H34ZM33 193V194H34ZM8 194V193H7ZM7 194L5 196H7ZM13 194V193H12ZM34 196H37L35 195ZM188 194V193H187ZM217 194V195H218ZM233 194V193H232ZM14 195V194H13ZM28 195V196H27ZM125 195V194H124ZM176 195V196H177ZM249 195V196H248ZM228 196V197H227ZM230 196V198H229ZM233 196V197H232ZM4 197V196H3ZM9 197V196H8ZM33 197V195H32ZM38 197V196H37ZM96 197V196H95ZM152 197V196H151ZM178 197V196H177ZM176 197V198H177ZM186 197V196H185ZM252 197V196H251ZM6 199H8L7 197H5ZM35 198V197H33ZM33 198H30L33 200ZM72 198V197H71ZM160 198V197H159ZM211 198V197H210ZM215 197H212V199ZM1 199V198H0ZM178 199V198H177ZM11 200V199H10ZM13 200V198H12ZM36 200V199H35ZM43 200V198H42ZM214 200V199H213ZM226 200H230L232 201L231 203L226 202ZM41 201V200H40ZM179 201V200H178ZM10 202V201H9ZM32 202V201H31ZM30 204L32 205V202ZM36 202V201H35ZM215 202V201H214ZM3 203V202H1ZM37 203V202H36ZM44 203V202H43ZM46 203V202H45ZM143 203V202H142ZM10 204V203H9ZM8 204V205H9ZM38 204H41L38 202ZM172 204V203H171ZM12 205V204H10ZM78 205V204H77ZM140 205V204H139ZM257 205V207L255 206ZM19 206H15V207H19ZM43 206V205H42ZM48 208V204L46 205ZM218 206V205H217ZM232 206H234V208L232 209ZM10 207V206H8ZM7 207V208H8ZM34 205L28 207L31 209H28L27 212H31V210L33 209ZM36 207V206H35ZM140 207V206H139ZM254 207H256L254 209ZM12 208V206L10 207V209ZM26 208V206H25ZM41 208V207H40ZM38 208V209H40ZM45 208V207H44ZM127 208V207H126ZM13 209V208H12ZM15 209V208H14ZM13 209V210H14ZM19 209V208H16ZM36 209V211L38 210ZM170 209V207H169ZM224 209V208H223ZM231 209V210H230ZM26 210V209H24ZM35 210V209H33ZM32 210V212H33ZM6 211V210H5ZM10 211V210H9ZM16 211V210H14ZM22 212V210H19V212ZM42 211V210H41ZM86 211V210H85ZM167 211V210H166ZM26 212V211H25ZM24 212V213H25ZM28 212V213H29ZM38 212V211H37ZM80 212V211H78ZM8 213V212H7ZM15 213V212H13ZM36 213V212H35ZM39 213H41L39 211ZM120 213V212H119ZM163 213V212H162ZM17 214V212H16ZM22 214V213H20ZM167 214V213H166ZM4 216V214H2ZM11 216V213L9 214ZM24 215V214H23ZM22 215V216H23ZM91 215V214H90ZM170 215V214H169ZM174 215V214H173ZM2 216V217H3ZM7 216V217H6ZM30 216V215H29ZM29 216L28 219H29ZM32 216V215H31ZM37 216V213H36ZM40 216V215H39ZM45 216V215H44ZM116 216V215H115ZM177 216V215H176ZM4 217L8 218V214H6ZM17 217V216H16ZM26 217V216H25ZM26 217V218H27ZM38 217V216H37ZM36 217V218H37ZM122 217V216H121ZM157 217V216H156ZM165 217V216H164ZM167 217V216H166ZM20 218V217H18ZM34 218V217H33ZM40 217H38L36 220H34L32 223L31 228L33 230H35L38 227V219ZM155 218V217H154ZM240 218L239 222L236 225H248L251 227V231H247L244 232L242 234L241 230L238 233H232L230 231V229H228L230 222L234 221L235 219ZM35 219V218H34ZM78 219V218H77ZM165 219V218H164ZM170 219V218H169ZM1 220V218H0ZM10 220V218H9ZM20 220V223H22L21 219H18V221ZM25 220V219H24ZM27 220V219H26ZM43 220V219H42ZM16 221V220H14ZM12 223H15V222ZM98 221V220H97ZM152 221V220H151ZM168 221V220H166ZM215 221V222H216ZM4 222V221H3ZM6 222V221H5ZM4 222V223H5ZM28 222V221H27ZM31 222V220H30ZM171 222V221H170ZM26 223V222H25ZM108 223V222H107ZM150 223V222H149ZM24 224V223H22ZM21 224V226H23ZM27 224V223H26ZM29 224V222H28ZM31 224V223H30ZM152 224V223H151ZM50 225V224H49ZM71 225V224H70ZM214 225V226H215ZM8 226V223H7ZM29 226V225H27ZM117 226V225H116ZM115 226V227H116ZM149 226V225H148ZM171 228L168 230V228ZM216 226V227H217ZM243 226V227H244ZM152 227V226H151ZM221 227H218L217 230L219 231L221 229ZM249 227V228H250ZM10 228V227H9ZM93 228V227H92ZM158 228V227H157ZM13 229V228H12ZM25 229V228H24ZM30 229V228H29ZM104 229V228H103ZM144 229V227H143ZM148 229V228H147ZM156 229V227H155ZM166 229H167V233H166ZM18 233H22V230L17 229ZM26 230V229H25ZM117 230V229H116ZM216 230V231H217ZM226 230H228V232H226ZM244 230V229H243ZM248 230V229H247ZM3 231V230H2ZM109 231V230H108ZM111 231V230H110ZM135 231V230H134ZM150 231V230H149ZM148 231V232H149ZM153 231V230H152ZM172 233V235L169 233ZM238 231V230H237ZM246 231V230H245ZM17 232V231H16ZM32 232V231H31ZM164 232L170 236H172L171 238H168L167 241H170L169 243L167 242L166 247L164 246L165 240L167 239V235L164 237ZM236 232V231H235ZM9 233V232H8ZM48 233V232H47ZM55 233L58 234V236L60 237L59 239L61 240V242H71V238H72V232L71 231H67V230H63L61 227V224H58L56 227V231ZM83 233V232H82ZM90 233V232H89ZM161 233H163L161 235ZM35 234V233H34ZM219 234V233H218ZM143 234H141L142 236ZM150 235V234H149ZM168 235V236H169ZM224 235V234H223ZM222 235V236H223ZM21 236V234H20ZM37 237V235H35ZM34 236V238H35ZM42 236V235H41ZM83 236V235H82ZM98 236V235H96ZM128 236V235H127ZM141 236H139L141 238ZM26 234H25V239H26ZM91 237V236H90ZM137 237V236H136ZM138 237V239H139ZM224 237V236H223ZM228 237V236H227ZM32 238V237H29ZM27 240H30V239ZM42 238V237H41ZM102 238V237H101ZM166 238V239H165ZM216 238V236H215ZM226 238V237H224ZM99 239V238H98ZM137 239V240H138ZM145 239V238H144ZM218 239V238H217ZM216 239V240H217ZM221 239V237L219 238ZM234 239V238H233ZM232 239V240H233ZM50 240V239H49ZM102 240V239H101ZM136 240V241H137ZM23 241V240H22ZM126 241V240H125ZM150 241V240H149ZM221 241V240H220ZM29 242V241H28ZM35 242V241H34ZM60 242V243H61ZM100 242V241H99ZM131 242V241H130ZM227 242V241H226ZM233 242V241H232ZM235 242V241H234ZM30 243V242H29ZM145 242H135L136 245H142ZM219 243V240H218ZM231 243L228 242V244ZM237 243V241H236ZM65 244V243H64ZM88 244V243H87ZM127 244V243H126ZM132 244V243H131ZM145 244V245H147ZM220 244V243H219ZM232 244V243H231ZM133 245V244H132ZM163 245V246H162ZM162 246V247H161ZM86 247V246H85ZM144 247V246H142ZM146 247V246H145ZM144 247V248H145ZM217 247H218V252H217ZM125 248V247H124ZM130 248V247H129ZM128 248V249H129ZM134 248V247H133ZM137 249V247H135ZM225 248H223L222 250H224ZM235 249V248H234ZM214 250L213 253H211ZM216 250V251H215ZM257 250V249H256ZM89 251V250H88ZM94 251V250H93ZM130 252L132 251L129 250ZM228 251V250H227ZM233 251V250H232ZM41 252V251H40ZM128 251H126L127 253ZM129 252V253H130ZM134 252V253H135ZM133 253V252H132ZM131 253V254H132ZM255 253V252H254ZM129 254V255H131ZM228 254V253H227ZM262 254V253H261ZM43 255V254H42ZM126 255V254H125ZM128 255V253H127ZM63 256V257H62ZM61 259L62 262L61 263H67V264H88V262H86L85 260H80L77 263H73L69 258H68V253L67 251H64L63 255H62ZM223 256V255H222ZM260 256V255H259ZM98 257V256H97ZM96 257V258H97ZM132 257V256H131ZM130 257V258H131ZM257 257V256H256ZM24 258V257H23ZM84 258V257H83ZM93 258V257H92ZM91 258V259H92ZM122 258V257H121ZM126 258V256H125ZM128 258V257H127ZM8 259V258H7ZM85 259V258H84ZM87 259V258H86ZM123 259V258H122ZM205 259V260H204ZM255 259V258H253ZM95 260V259H94ZM129 261V258L126 259ZM194 260V259H193ZM264 260V259H262ZM6 261V258H1L0 259V264H4ZM97 261V260H96ZM121 261V260H120ZM131 261V259H130ZM192 261V260H191ZM229 261V259H228ZM255 261V260H254ZM112 262V261H111ZM230 262V261H229ZM257 262V261H256ZM259 262V261H258ZM94 263V262H92ZM114 263V262H113ZM112 263V264H113ZM119 263V262H117ZM121 263V262H120ZM119 263V264H120ZM123 264L124 261L122 262ZM127 263V262H126ZM130 262H128L129 264ZM226 263V262H224ZM97 264V262H96ZM116 264V263H115ZM257 264H264V261H261L260 263Z\"/></svg>",
	"mask_w": 264,
	"mask_h": 264
},
{
	"label": "flooded vegetation",
	"instance_id": "af4514ba",
	"mask_svg": "<svg viewBox=\"0 0 264 264\" xmlns=\"http://www.w3.org/2000/svg\"><path fill=\"white\" fill-rule=\"evenodd\" d=\"M244 225H235V224H230L229 225V227H228V229H230V231L232 232V233H238L240 230H241V232H242V234L244 233V232H249V231H251V227L250 226H244ZM218 227H221V226H217L216 227V230H217V228ZM250 227V228H249ZM223 228L221 227V229L218 231H216V233H213L212 231H211V234H212V236H214V240L217 242V244L218 245H221V243L222 242H224V243H222V245H224V246H220V247H222V249L223 248H225L224 250H219L218 249V247H217V252H218V250H219V252H218V257L220 256V253H221V256H220V258H219V261H220V259H221V257H222V259L225 257V260L223 261L222 259H221V261H223V264H231V261H233V263L234 264H243L244 263V260L245 259H249V260H252V261H254L255 262V264H257V263H260L261 261H264V260H262V259H264V245L262 246H260V244L258 245V247L257 248H255L254 250H253V253L251 252V254L250 253H248L249 251H248V249H247V247L245 246V245H243L242 243H240V241L242 240V239H240V237L242 236L241 234H238V235H236L235 237H233L232 239H230L229 238V236L230 235H227L226 233H224V232H222L221 230H222ZM244 229V230H243ZM248 229V230H247ZM238 230V231H237ZM246 230V231H245ZM236 231V232H235ZM226 232H228V230H226ZM219 233V234H218ZM224 234V235H223ZM224 237H226V238H224ZM215 236H216V238H215ZM228 236V237H227ZM221 237V239H219ZM218 238V239H217ZM217 239V240H216ZM218 240H219V243H218ZM221 240V241H220ZM227 241V242H226ZM231 241V243H229L228 244V242H230ZM233 241V242H232ZM235 241V242H234ZM236 241H237V243H236ZM166 245L167 244H164V246L166 247ZM239 246H243L244 248L243 249H240L239 248ZM235 248V249H234ZM257 249V250H256ZM228 250V251H227ZM233 250V251H232ZM216 251V250H215ZM214 252V250L211 252V253H213ZM255 252V253H254ZM228 253V254H227ZM262 253V254H261ZM223 255V256H222ZM260 255V256H259ZM257 256V257H256ZM192 258L190 259V261H188V263L187 264H205V262L204 263H202L200 260H198L197 258H196V254L194 253V254H192V256H191ZM253 258H255V259H253ZM194 259V260H193ZM228 259H229V261H228ZM192 260V261H191ZM205 260V259H204ZM220 261V262H221ZM257 261V262H256ZM259 261V262H258ZM224 262H226V263H224Z\"/></svg>",
	"mask_w": 264,
	"mask_h": 264
}]
</instances>
